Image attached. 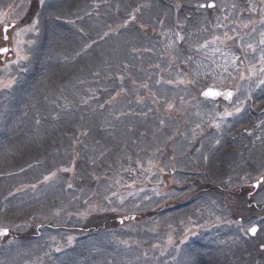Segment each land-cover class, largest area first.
Listing matches in <instances>:
<instances>
[{
  "label": "rangeland",
  "instance_id": "1",
  "mask_svg": "<svg viewBox=\"0 0 264 264\" xmlns=\"http://www.w3.org/2000/svg\"><path fill=\"white\" fill-rule=\"evenodd\" d=\"M53 1L55 3H52V0H45L44 4L41 5L40 0H34V2L33 0H21L19 5L7 6L6 9L0 11V46L3 44L1 42L3 26H8L10 22L17 21L16 28H12L7 33L6 46H2L11 50L12 59L5 63L0 61V91L4 88L11 89V85L16 80L14 74L17 69L37 53L30 55L31 50L36 46V44H32V41H34V38L37 39L38 22L33 20L29 24H23V20L29 16L30 5L36 3L38 5L37 12L40 14L45 4L48 9L50 5H60L66 2V0ZM95 1L79 0L78 3L72 6L66 4L63 6L68 11L75 8V11L72 12L75 13L80 5L81 9H89L88 3ZM135 1L130 0V3ZM138 1L141 2L142 0ZM184 1L193 4L190 0ZM241 1L238 0L240 10ZM248 1L249 4L246 6L242 3V12L239 15L235 7L232 11L229 2L223 0H203L196 5L197 8L202 3L216 2L214 11L206 12V17L199 18L198 26L203 27L206 37L192 50L193 55H195L194 58L186 57L182 59L184 68L181 61L177 63V58L169 51L175 46L176 42L171 40L167 44L163 43L164 33L161 30L165 26L164 22L159 24L158 29L150 24V27L156 30L154 31L155 38L158 39L159 43H163L162 48H165L167 54L163 58H167L168 62L165 61V65L158 63L154 68H151L155 69L158 76L152 75V80L148 78L150 83H147L148 80L146 79V83L140 85V87L135 85V89L126 86L125 89L117 90L113 102L118 106L122 104L125 107L127 105L125 101L130 99L134 93L137 96H143V98L137 97L139 100L147 99L149 103L148 108L138 110L136 120L134 117L127 115L128 118H114L111 125L115 128L117 138H125V141L120 139V143L129 140V146L125 150L116 149L121 154L133 155L136 142L139 139L144 140L145 137L149 139V134L152 130H155L153 128L151 130L150 127L157 122H159L158 125L162 129V133H166L168 136L171 133V137L158 139V134H154L153 139L159 141V143L156 150L150 155V159L134 162L133 166L129 165L121 168L117 175L113 174L112 177L106 179L107 184L105 186L99 187L97 183V186L87 194L81 188L85 187L84 182L77 179L73 169L68 171L59 169L46 176L48 179L44 178L43 181L47 185L57 182L54 179L64 173H72L71 177L75 179L76 187L80 183L78 190L74 189L78 193H75L72 199L68 197L66 202H69V207L66 208L63 207V203L57 202V199H63L64 196H62L60 189L62 182L59 183L60 186L57 184L56 189L51 190L52 196L50 197V199L55 198L53 201L54 203L57 202L59 209L52 208L53 203L45 202L49 198V193L42 197H36L35 192L27 191L28 187L25 189L19 187V190L22 189L24 193H30L6 204V208L11 212V217L27 214L23 207L30 205L36 206V208H32V211L28 214H34L37 218H33L28 222L23 221L21 223L23 226L17 223L11 226L1 224L4 228L11 229L14 232H24L26 242L17 243V245L10 247L11 244L18 241L12 242L8 247L0 249V264H20L26 257L25 260L28 261H25L24 264H108L104 257L105 254L108 256L113 254L108 250L110 244L114 246L113 251L117 250L118 246H121L124 250H129L132 259L136 258L134 254L140 255L144 259L146 256L155 255V261L175 257L171 261L164 260V264H253L257 261L264 264V250H260V252L255 249V245L259 249L264 244V185L256 189L252 186L253 182H256L257 178L264 173V167L260 173L257 171L245 173L242 170L248 153L255 152L259 143L264 142V128H262L264 123H261L258 117L255 118L253 125H250L253 121V118L250 117L242 124L247 112L257 113L261 119L264 117V92L255 94L263 86L261 81H264V71H262L264 61H261V55L264 54V44L260 43L261 39H264V36H262L264 34V0ZM2 4H4V1L1 2ZM24 4L26 6L19 12L20 5L22 7ZM92 7H97V3L93 4ZM177 7H179V4H177ZM223 8L228 11L226 13L227 17H220L219 21L218 16ZM164 9L169 12L167 8ZM146 10L151 11L153 14L160 12L157 8L142 3L136 11L131 12L129 19L132 20H125L118 25L114 24L116 19L112 15L101 16L103 19L104 17L108 18L112 24L107 30L108 36H111V38L107 40V46L99 43L92 48L99 55L97 57L95 53L93 57H97L96 60L94 61V58L90 59V65H86L84 70L92 66L93 69L98 70L100 65L107 61L108 64L102 66L101 70L103 67H108L105 70L114 72L116 69L111 67L109 61L111 62L114 59L115 65L119 66L123 61L130 60L128 51L132 44H129L128 41L127 26L134 25L137 27L136 23H133L134 21L148 23L149 20L145 16L147 15ZM138 12L140 18H133ZM50 13H47V15H53ZM178 14L183 21L193 19V12L185 5ZM115 15H118V7L114 11ZM34 21L37 22L36 27L32 28ZM175 21L179 24L177 18H175ZM98 26L97 30L91 25L87 26L86 30L89 29L91 33L102 31V23ZM139 28L144 33L149 30L147 25ZM117 30L121 32L120 35L115 33ZM219 30L220 32H218ZM211 33L215 34L213 38ZM138 37L139 35L132 36L134 39ZM139 38L142 40V45H145L146 39ZM190 41L186 40V42ZM137 43L138 41L135 44ZM249 44H252L253 48H249ZM79 46L83 49L82 52L73 54V51H70L67 54L70 57L67 62L69 67L80 66L83 60L86 61L91 58L85 60L83 43H80ZM180 47L181 45L177 44L175 49ZM46 53L47 56L52 55L48 51ZM53 56L57 57L56 55ZM121 60L123 61L120 62ZM200 62H207L212 68L208 64ZM128 63L133 64L132 60ZM203 73H206V76ZM139 81L138 71L136 82ZM101 82V78L90 80L91 84ZM178 84L181 86H178ZM108 87L102 90V95L108 92ZM209 88L217 92L230 91L233 94L230 99H225L221 95L216 100H200L202 104L209 106L208 109H204L205 112H209L204 116V120L210 118L211 122H215L216 131H211L212 129L208 126L206 129L204 128L205 123L204 125L202 123L203 106L199 104V101L196 105L192 102L199 97V93ZM171 96V101L164 104L167 101L166 98ZM183 97L188 99H182ZM8 99L7 113L2 120V124L9 127V130L0 135L3 140V142L0 140L1 144H6L8 147L0 149V153L8 150L12 153L9 154L10 158L12 156L17 158L27 156L28 152L34 148L25 140H21L22 134L26 131L22 130L20 126L22 120L21 108L23 109V106H21L19 95ZM136 106H139V104L131 103L128 108L134 109ZM237 108L240 109L239 112L236 111ZM149 109L155 111L156 114L152 115ZM225 110L232 114L226 116ZM102 112L100 119L107 114V110ZM160 116L162 117L159 118ZM153 118L155 122H151ZM167 118H174L172 120L175 121L172 122L171 119ZM161 121H166L167 124L163 125ZM192 123L196 124L193 125V129L191 128ZM239 123L242 125V129L248 125L250 126L247 130L241 129L240 132H237L240 130ZM179 133L183 137H192L189 144L185 139L181 140L182 137L178 136ZM52 134L54 133L52 132ZM234 138L246 140L249 147L242 148V143L235 142ZM178 140H181L179 143H186L187 146L181 148L177 145V148H175V143H178ZM117 142L113 143V148H115ZM14 147L18 148L14 149ZM100 148H95L96 150L93 153L98 152ZM113 148L110 147V151H113ZM169 148L170 151L173 149L174 151H168ZM225 148H233L234 151L229 156L224 153L223 159L216 162L215 170L212 169L211 171V174L214 173L215 176L220 175L223 178V180H219V183L224 184L225 191L221 194L224 206L221 203V207L220 205L214 207L213 213L206 217L197 220L191 218H196V215L191 213L193 208L180 207V205L186 202L184 200H189L192 197L193 188H196L198 194L194 198L195 203H200L204 199L206 210L209 211L210 207L207 205V201L211 194L207 188L215 180V176H210L205 167L210 169L207 164H211L218 152L222 150L221 153H223ZM184 153L189 158L184 157ZM192 157L193 161L191 162ZM10 158L1 159L0 164L4 168L11 167ZM250 158H256L253 167L255 165L259 166L260 152L257 151L251 154ZM197 159L203 160V163L198 165ZM228 160L230 161L227 164L225 161ZM32 161L17 162L10 171L22 170ZM187 167L192 170L189 172ZM227 167L236 170H230L232 176L238 175L234 176L232 184L229 183L230 171ZM4 168H0V181L7 173ZM171 172L172 175L170 176L169 173ZM191 174L196 176L193 188L189 187L191 181H188ZM185 177L186 181L182 182ZM67 183L71 187L75 185V183L70 182V179H67ZM198 183H200L199 186H197ZM8 187L5 184L0 185V196H2L1 191L5 192ZM36 187L37 185L33 186L34 189ZM65 188L67 190V187ZM204 188L207 191L201 194L200 191ZM19 190L17 193H20ZM250 193L251 195H249ZM18 196L19 194H16V197ZM213 197H215V194ZM3 199L5 203V196ZM159 208H162L159 213L157 211L152 212V210H158ZM148 210L154 218L150 219L152 216L141 218L133 215H141ZM161 213H165V217L162 219L159 218ZM169 214L174 217L170 218ZM236 221H241L245 228L252 225L257 226V234L254 237H248L247 233L239 231ZM48 222H51L52 225ZM100 224L103 225L102 231H93L89 228ZM228 228L234 230L231 233L234 237L243 236L247 244L242 245V240L238 238H233L232 242L225 241L224 238L230 234V231H226ZM222 232L224 234L220 235ZM212 233L217 235V238L209 235L197 240V243L204 247L206 251L202 250L200 252L191 246L196 238ZM69 238H71V241H69ZM101 240L104 241L103 245L100 244ZM148 240L151 241V245L147 250ZM2 243H4V240ZM132 247L137 250L140 248L141 251L134 252ZM123 252L127 256L129 255L128 251ZM205 252H210L211 256L205 254ZM110 261L112 262V259ZM109 264L112 263L109 262Z\"/></svg>",
  "mask_w": 264,
  "mask_h": 264
},
{
  "label": "trees",
  "instance_id": "2",
  "mask_svg": "<svg viewBox=\"0 0 264 264\" xmlns=\"http://www.w3.org/2000/svg\"><path fill=\"white\" fill-rule=\"evenodd\" d=\"M78 1L79 0H66L64 4L67 6H72L75 3H78ZM200 1L203 0H190V2H193V4H189L184 0H142L141 2L137 0L134 3H130V0H96L95 2L88 3L89 9H81L80 5L75 13H72L75 11V8H72L68 11L63 6L64 4L48 5V9L45 4V7L40 11V14L37 12L38 5L36 3H32L30 5L28 11L29 16L23 20V24H29L33 20H37L38 22L37 39L34 38V41H32V44H36V46L31 50L30 55H33L35 52L37 53L36 55L32 56L28 62H25L17 69L16 73L14 74L16 80L13 87L10 90L0 91V135L9 130V127H6L2 124V120L6 117L7 113V107L9 104L8 98H14V96L19 95L21 106H23V109L21 108L22 120L20 122V126L22 130H26L22 134L21 140L23 139L28 142L34 149L30 150L27 156L18 158L16 156H12L10 158L9 154L12 153L8 150L0 153V160L10 158L9 161L12 163L11 167L5 168L2 164H0V168H4L7 171L5 177L1 179L0 185L5 184L9 186L2 196H0V204L4 200V196L7 198L14 193L16 187L28 185L27 191L35 192L36 197H42L43 195L49 193V198L45 202L53 203L51 205L52 208L59 209V206L56 204L57 202L63 203V207L66 208L69 204V202H66L68 197L72 199V196H74L75 193H78L76 190H78L77 188L80 183L76 187L75 179L71 177L72 173L62 174L61 176L54 179L57 180V182L51 183L49 185L42 181L44 177L52 174L57 169L70 170L72 168L75 171L77 179L83 181L84 186L88 188L86 189L85 187H81L87 194L92 188L94 189V187L97 186V183L99 184V187L105 186L107 184L106 179L112 177L113 174L117 175L121 168H124L125 166L127 167L129 165L133 166L134 162L146 161L150 159V155L156 150L158 147L157 144L159 143V141L153 139L154 134H158V139H167L171 137L166 133H162V129L158 125L159 122L150 127L151 130L152 128L155 130H152V132L149 134V139L148 137H145L144 140L139 139L136 142L133 155L121 154L119 150H116H125L129 146V140L127 139V142L120 143V139L125 141V138H117L115 136V128L113 125H111V123L114 121V118H125L127 115L134 117L136 120L137 112L134 111V109H129V105L131 103H136L139 104V106L136 107L148 106V100H139L137 97L141 98L142 95L137 96V94L134 93L130 99L125 101L127 103L125 107H123L122 104L120 106L117 104L106 106L102 105L105 103V101L109 100L118 89H125L126 86L134 87L135 85L140 87V85L144 84L147 76H145L140 69V81L136 82L138 68V60L136 59L139 56L141 59H139V65L146 60L147 61L145 65L149 64V66L160 62V60L168 62L167 58H163L164 56H167L165 53V48H162L163 43L167 44L171 40L176 42L175 46L169 49V51L177 58V63H180L181 61L183 68V58H194L195 55H193L192 50L206 37L203 27L198 26L199 18L205 16L206 12H212L208 9H201L199 6L196 8V5ZM223 1L229 2L232 11L234 10V7L235 9L240 7L238 0ZM52 3L55 2L53 1ZM95 3H97V7H92V5ZM142 3L150 5L153 8H157L160 12L153 14L151 11H147L149 9L147 7V15L145 16L147 17V20H149L147 25L149 30L144 33L145 35L142 34V38L146 39V42H144L145 45L142 46V48H137L135 46L136 49H141V51L136 50L135 47L130 48L128 51V55L133 60H136V67L134 64L129 65L127 61L121 60L120 62L123 61L122 64L118 66L114 63V68L116 70L114 72L105 71V76H97L96 72H94L92 69H88V67L86 70H84L86 65H90L89 60L94 58L93 55L96 53V50L93 51L92 48H94L95 45L99 43L107 46L108 44L106 42L109 38H111V36H108L107 30L112 24L108 18L104 17L103 19L101 16L112 15L117 22L122 23L128 19L131 15V12L138 9V6ZM242 3L246 6L249 4V1L242 0L241 6ZM177 4H179V7H177ZM184 5L189 7L193 12L192 20L183 21L181 16L178 14ZM25 6L26 4L22 6V9ZM117 7L118 15L114 16V11ZM164 8H167L169 12H167ZM65 10H67V12H65ZM49 12H51L50 14L53 15L48 16L47 13ZM135 16H138V13H136ZM175 18L179 20V24L176 23ZM161 22H164L165 24L161 30L164 33L163 43L158 42V39L155 38L154 31L156 30L150 27L151 24L158 29V26ZM100 23H102V31L91 33L89 29L86 30V27L90 25L95 27L94 29L97 30V27H99L98 25H100ZM114 24L116 25V23ZM134 28V25H130L127 29L131 32L128 33L131 35L139 34L137 30H133ZM186 40L191 41L186 42ZM194 40L197 42L192 43ZM80 43H83L85 49V60L89 57L91 58L86 61L83 60L80 66L69 67L67 62L69 61L70 57H68L67 54L70 51H73V54L82 52L83 49L79 46ZM140 44L142 45L143 43L140 42ZM177 44L181 45L179 49H175ZM47 51L52 53V55L47 56ZM96 54L98 57L99 54ZM53 55H56L57 57H54ZM97 57L94 58V61ZM112 60L115 61L114 59ZM100 78L102 79L101 83H90V80ZM106 87H108L109 90L106 94L102 95V90ZM259 92H264V84L261 89L255 92V94ZM98 94L102 96V98L100 97L101 99L97 98ZM104 110H107V114L102 116L100 119V114L103 113L102 111ZM153 119L151 122H155V119ZM170 121L174 122L175 120ZM161 122L164 123V121ZM52 132L54 134H52ZM178 136L182 137V134L179 133ZM0 140L3 142L1 137ZM116 141L118 142L116 143L115 148H113V143ZM11 143L13 144V142ZM103 143L104 145L102 146ZM177 145L181 148L187 146L186 143L184 144L183 142L177 143ZM7 147L8 145L1 144L0 142V149ZM18 147H14V149ZM110 147H112L114 150L110 151ZM248 147L249 144L246 142V140L245 142L242 141V148ZM95 148H100V150L93 153V151L96 150ZM224 150L225 151L223 153H221V150L219 152L217 151L218 154L216 155L215 160H213L211 164H207L210 169L205 167V170L210 176L214 175V173L211 174V171L212 169L215 170V163L223 159V154L226 153L227 156H229L234 151L233 148H225ZM257 151L261 154V160L259 166L255 165L253 167L256 158L249 159V156ZM255 152L251 154L248 153L245 165L242 167L243 172H261L262 168L264 167L263 142L259 143L258 149ZM192 159L193 157L191 158V162L193 161ZM31 160L33 161L30 162L26 168L19 171H10L15 163L23 161L28 162ZM196 162L199 163L198 165H200L203 163V160L197 159ZM187 168H189V172L192 170L190 167ZM227 169H229L228 171H236L233 168L227 167ZM194 175L195 174H191V178H188V181H191L189 183L190 188H193L195 185L196 176ZM234 176H237V174L232 176L230 171L229 183H233ZM67 179H70V182L75 183V185L73 187H69ZM214 179L215 180L207 188L211 194L207 201V205L210 207L209 211L206 210V202L204 199H202L200 203H195L194 198L198 194L196 188H193L194 193L192 194V197L189 200H184L186 202H184L183 205H180V207L193 208L191 213L196 212V218H194L196 220L206 217L207 215H211L213 213L214 207H218V205L221 207V194L223 191H225V189L224 184L219 183V180H223V178H221L220 175H217L214 177ZM184 181H186V177L182 179V182ZM60 182H62L61 186L59 184ZM57 184H59L62 191L61 194L64 196L63 199H57V202L54 203L53 200H55V198L50 199L52 196L51 190L56 189ZM35 185H37V187L34 189L33 186ZM199 185L200 183H198L197 186ZM65 187H67V190ZM205 191L207 190L204 188L200 192L201 194H204ZM23 193V191L17 193L19 194L18 197H16V195L9 197L4 205L6 206V204L9 202L12 203L15 201V199L30 192ZM214 194L215 197H213ZM222 206H224L223 203ZM32 208H36V206L25 205L23 207L24 211L28 212L32 211ZM1 209L2 207L0 208V211ZM161 210L162 208H159L158 210H152V212L157 211L159 213ZM10 213L11 212H9L8 209H6V211L3 213V224L6 226H11L17 222L21 223L23 220L28 222L33 218H37V216L34 214H20V217H22L23 220H18L16 219L17 215L11 217ZM171 214H169L170 218L174 217L171 216ZM136 216L144 218L150 217L152 214H150V211L148 210L144 214ZM163 217H165V213L159 214L160 219ZM152 218H154V216L150 217V219ZM48 223L52 225L51 222ZM89 228L93 231H102L103 225H94ZM229 231L230 234L226 236L224 240L232 242L233 238L235 237L231 235V233H233L234 230L231 229ZM205 236L208 235L205 234L195 239L191 246L200 252H202V250L206 251L204 247H201L197 243V240ZM17 238L18 239L14 240L13 242H26L24 232H17ZM241 239L242 245L247 244L243 236ZM9 240V237L6 238L7 243L5 244V247H8L10 244ZM100 244L103 245L104 241L101 240ZM150 245L151 241L148 240L147 250L149 249ZM113 247L114 246L110 244L108 248L110 252H113L112 255L108 256L105 254V257L107 258L103 256L104 259L107 260L108 264L109 262L112 264H156V262L157 264H164V260L171 261L175 258L167 257L155 261V255L146 256L144 259L140 255L134 254L136 258L132 259L130 258L129 250H124L121 248V246H118V249L113 251ZM132 248L134 252L141 251L140 248L138 250L134 247ZM255 249L260 251L257 249V247H255ZM123 251H128L129 255L127 256V254H125ZM205 254L211 256L210 252H205ZM111 259L112 262L110 261ZM24 262L25 261L21 262L20 264H24ZM253 264L261 263L257 261Z\"/></svg>",
  "mask_w": 264,
  "mask_h": 264
},
{
  "label": "snow or ice",
  "instance_id": "3",
  "mask_svg": "<svg viewBox=\"0 0 264 264\" xmlns=\"http://www.w3.org/2000/svg\"><path fill=\"white\" fill-rule=\"evenodd\" d=\"M44 2H45V0H40L41 5H43ZM199 7H201V8H205V7L214 8L215 5L213 3H208V4H200ZM36 23H37L36 21L33 22L32 28L36 27ZM26 30H31V29H26ZM4 31H5V33H7V27H5ZM262 36H264V34H262ZM5 40H7V35H5ZM260 43L264 44V39H261ZM248 47L253 48V45L249 44ZM7 51H8L7 48L0 49V53H4ZM261 61H264V54L261 55ZM262 71H264V69H262ZM261 84H264V81H261ZM202 95L205 97H217V96L223 95L225 99H230L233 94L230 91L217 92V91H213L211 88H209L208 90L204 91L202 93ZM236 111L239 112L240 109L237 108ZM231 114L232 113L225 110L226 116L231 115ZM68 170L69 169H65V171H68ZM45 179H48V177H45ZM261 185H264V173H262L261 176L259 178H257L256 184H254L253 187L258 188ZM69 187H71V185H69ZM249 195H251V193ZM235 223L237 224L239 231L245 232V233H250L253 236L257 234V227L255 225H252L251 227L245 228L244 224L241 221H236ZM7 233H8V229L0 228V236H5V235H7ZM69 241H71V238H69ZM261 249L264 250V244L261 245Z\"/></svg>",
  "mask_w": 264,
  "mask_h": 264
},
{
  "label": "flooded vegetation",
  "instance_id": "4",
  "mask_svg": "<svg viewBox=\"0 0 264 264\" xmlns=\"http://www.w3.org/2000/svg\"><path fill=\"white\" fill-rule=\"evenodd\" d=\"M3 0H0V11H3V4L1 5V2H2ZM2 39H5V32L3 33V35H2Z\"/></svg>",
  "mask_w": 264,
  "mask_h": 264
},
{
  "label": "water",
  "instance_id": "5",
  "mask_svg": "<svg viewBox=\"0 0 264 264\" xmlns=\"http://www.w3.org/2000/svg\"><path fill=\"white\" fill-rule=\"evenodd\" d=\"M218 97V96H217ZM217 97H209V98H217Z\"/></svg>",
  "mask_w": 264,
  "mask_h": 264
}]
</instances>
